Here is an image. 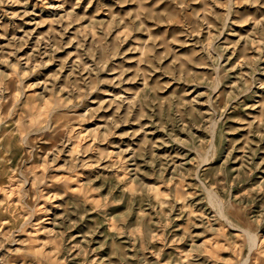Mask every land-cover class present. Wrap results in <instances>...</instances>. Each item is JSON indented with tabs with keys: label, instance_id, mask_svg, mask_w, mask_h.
Segmentation results:
<instances>
[{
	"label": "rangeland",
	"instance_id": "obj_1",
	"mask_svg": "<svg viewBox=\"0 0 264 264\" xmlns=\"http://www.w3.org/2000/svg\"><path fill=\"white\" fill-rule=\"evenodd\" d=\"M0 264H264V0H0Z\"/></svg>",
	"mask_w": 264,
	"mask_h": 264
}]
</instances>
